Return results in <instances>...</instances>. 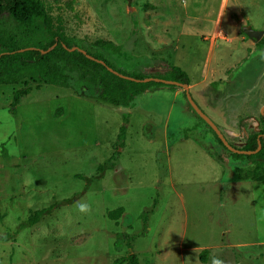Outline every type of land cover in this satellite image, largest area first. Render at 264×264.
<instances>
[{"label": "rangeland", "instance_id": "1", "mask_svg": "<svg viewBox=\"0 0 264 264\" xmlns=\"http://www.w3.org/2000/svg\"><path fill=\"white\" fill-rule=\"evenodd\" d=\"M43 1L65 36L115 69L156 77L173 66L199 77L209 41L195 32L208 26L199 11L192 14L197 27L179 22L189 0ZM200 2H209L214 18L219 0ZM224 2L216 16L231 43L215 42L216 73L205 95L236 91L233 115L222 111L226 103L210 108L212 94L190 97L238 148L264 109V46L236 35L245 37L247 25L264 31V0L257 9L251 0ZM154 7L178 21L168 34L182 48L152 39ZM25 88L0 86V264H114L128 254L138 264H212L214 257L264 264V181L253 178L261 171L217 143L187 108L182 88L152 86L122 108L96 93L79 95L72 81L68 88L31 85L11 107L14 92ZM78 202L90 211L81 213ZM118 208L120 217L108 219ZM39 210L37 223L21 226Z\"/></svg>", "mask_w": 264, "mask_h": 264}, {"label": "trees", "instance_id": "2", "mask_svg": "<svg viewBox=\"0 0 264 264\" xmlns=\"http://www.w3.org/2000/svg\"><path fill=\"white\" fill-rule=\"evenodd\" d=\"M264 36V35H263ZM262 36V38H263ZM256 44L264 46V39ZM109 44L94 43L93 46ZM74 49L73 51H70ZM74 39L63 34L60 20L52 17L50 7L43 0H0V86H13L22 83L25 89L14 92L11 107L19 98L30 91L29 86L53 85L68 88L72 81L74 91L79 95L92 97L96 95L99 102L114 107H128L135 96L143 93L152 86H164L153 81L142 83L122 79L107 70L141 80L148 77L131 75L115 69L103 56L83 51ZM86 55L92 60L86 58ZM100 61L101 63L96 62ZM158 78L188 85L186 74L177 67L168 66L165 75ZM173 87L172 85H166ZM187 108L204 123L187 104ZM264 113V110H263ZM258 127L250 130L244 137L243 143L236 148L241 151H254L257 137L260 149L251 155L229 153L235 159L243 158L261 171H254L256 182L264 181V117L258 115ZM217 143L222 146L213 131L204 123ZM122 135V131L119 133ZM229 144V143H228ZM230 145V144H229ZM233 147V145H230ZM223 147V146H222ZM224 148V147H223ZM235 148V147H234ZM225 149V148H224ZM220 160V156H217ZM44 211H34L22 223V227H31L40 220ZM122 214L121 209L107 212L110 220H115ZM206 250H201L199 260L205 261ZM138 264L134 254H128L114 264Z\"/></svg>", "mask_w": 264, "mask_h": 264}, {"label": "crops", "instance_id": "3", "mask_svg": "<svg viewBox=\"0 0 264 264\" xmlns=\"http://www.w3.org/2000/svg\"><path fill=\"white\" fill-rule=\"evenodd\" d=\"M189 1L192 2V3H190V5L185 7V9L182 11V14L185 17V19H183L182 21L179 20V22L184 24V25H188V26H190V25L196 26L193 23L194 22V19H193L194 16L192 14L195 13V12H198V11L201 12L202 14L200 16H198L199 17L198 21H199V23H201V22L202 23L203 22L206 23V25L208 26V30L204 31L205 32V36L203 35L204 32L201 31V30H199V31H197L195 33H196V36H200L201 37L202 42L206 41L208 39L209 44L206 47V51L204 53V58H203V61H202L201 65H200L199 77L197 78V80L195 79V81L194 80L192 81L186 75L188 77L187 78L188 79V85H186L187 89H188V93L191 96L190 93L192 92L198 98L203 99L204 101H206V97H207L208 94H210V95L212 94L214 99L212 100V103H208L209 107L213 108V107H216L220 103L221 104L222 103H226L227 107H226L225 110H222V111L224 112V114H225V116L227 118H230L228 116H230V114L232 116L233 112H234V107L235 106L232 105V103H233L232 99L233 98H237L236 97L237 95L235 93L236 91L229 90V91H226L225 93L224 92L221 93V89H216V90L212 89L211 92H209V93H207V95H205L206 92H207L205 89L207 87L210 88V85L213 83V81L207 82L208 81V77H211V79H213L214 78L213 75L216 73V71L213 68L210 67V59H211L212 52H213L214 47H215V42L216 41H221L224 44L231 43V39L227 38L226 35L223 34V32H222V26H223V24H222V22H223L222 16L221 17L219 15L216 16L217 13L221 12V10L223 8L225 9V6H226L227 2H224V0H219V2L217 4V8H216V13H215V16L213 18V14H212L211 11L209 13H207V11L211 7L210 5H208L209 2L201 3L200 0H189ZM189 1L187 0V2H189ZM251 1H253L255 3L254 4L255 6L254 5L253 6L256 9L258 7L257 4L261 3V0H251ZM194 4H196V6H194ZM191 5H193V6H191ZM164 8H165L164 12H163V9L162 10H156V7H154V9H153V11L156 13V15H155L156 16V19H155L156 22L154 23V25H152V34H155L152 37V39H168L170 41V47H172L174 42L171 39L170 34H168V32H169V29L175 25L174 22L176 23L178 21L168 20L167 18L169 16V13L168 12L166 13L165 12V11H167L166 7H164ZM212 9L214 11V7ZM237 9H240V6H238ZM157 17H160L161 19H158ZM167 21H170V22L168 23ZM248 26H250L254 30L263 31L261 28L260 29L259 28H254V27H252V25H248ZM172 35L174 36V38H176V34L173 33ZM187 35H190V34H187ZM263 35H264V31H263L262 36ZM236 36L240 40V42L244 43V41L246 39L245 35H244L245 37L239 36V35H236ZM262 36H261V38H262ZM175 41H176V39H175ZM257 42L258 41H256V42L250 41V45L255 47V46H257V44H256ZM179 46H181L180 48L183 47L182 45H174L172 47V50L179 48ZM181 70H183V69L181 68ZM185 73H187V72H185ZM263 73H264L263 71L259 72L260 78L263 77ZM173 94L175 96H178V92H174Z\"/></svg>", "mask_w": 264, "mask_h": 264}, {"label": "water", "instance_id": "4", "mask_svg": "<svg viewBox=\"0 0 264 264\" xmlns=\"http://www.w3.org/2000/svg\"><path fill=\"white\" fill-rule=\"evenodd\" d=\"M242 33L246 36V38H248L250 41L252 42H256L259 41V39L261 38L263 31L261 30H254L252 29L250 26H244L242 27ZM74 49H71L70 51H73ZM82 54H84L83 51H81ZM86 58L92 60L91 57L86 55ZM98 63H101L100 61H97ZM107 70L109 72H111L112 74L125 79V80H129V81H133V82H142V83H147L150 81L156 82V83H161L163 85H172V86H176V87H180L183 89L184 92V97L185 100L187 102V104L190 106V108L192 109V111L213 131V133L215 134V136L217 137V139L220 141V143L222 144V146L228 150L231 153L234 154H238V155H251L256 153L259 149H260V144L258 141V137H257V146L256 149L254 151H241L238 150L232 146H230L227 141L225 140V138L223 137V135L220 133V131L217 129V127L214 125V123L197 107V105L194 103V101L191 99L189 93H188V89L187 86L184 84H179L173 81H168V80H163V79H158V78H152V77H148L145 79H141V80H137V79H133L131 77H126V76H122L118 73H116L115 71L111 70L110 68H107ZM264 109L260 110V115H263L264 117V113H263Z\"/></svg>", "mask_w": 264, "mask_h": 264}, {"label": "clouds", "instance_id": "5", "mask_svg": "<svg viewBox=\"0 0 264 264\" xmlns=\"http://www.w3.org/2000/svg\"><path fill=\"white\" fill-rule=\"evenodd\" d=\"M78 209L81 213H86L90 211L89 205L83 202H78ZM212 264H223V261L220 260L219 258L214 257Z\"/></svg>", "mask_w": 264, "mask_h": 264}, {"label": "flooded vegetation", "instance_id": "6", "mask_svg": "<svg viewBox=\"0 0 264 264\" xmlns=\"http://www.w3.org/2000/svg\"><path fill=\"white\" fill-rule=\"evenodd\" d=\"M260 40V39H259Z\"/></svg>", "mask_w": 264, "mask_h": 264}]
</instances>
